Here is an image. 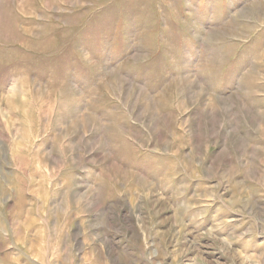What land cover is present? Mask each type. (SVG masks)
<instances>
[{"label":"rangeland","instance_id":"1","mask_svg":"<svg viewBox=\"0 0 264 264\" xmlns=\"http://www.w3.org/2000/svg\"><path fill=\"white\" fill-rule=\"evenodd\" d=\"M0 264H264V0H0Z\"/></svg>","mask_w":264,"mask_h":264}]
</instances>
